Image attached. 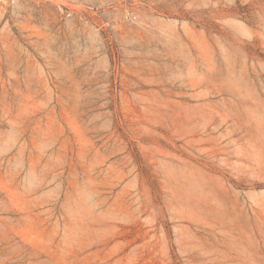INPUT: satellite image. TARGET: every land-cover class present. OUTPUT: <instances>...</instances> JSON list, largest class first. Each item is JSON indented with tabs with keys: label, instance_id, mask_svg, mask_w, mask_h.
Instances as JSON below:
<instances>
[{
	"label": "rangeland",
	"instance_id": "obj_1",
	"mask_svg": "<svg viewBox=\"0 0 264 264\" xmlns=\"http://www.w3.org/2000/svg\"><path fill=\"white\" fill-rule=\"evenodd\" d=\"M0 264H264V0H0Z\"/></svg>",
	"mask_w": 264,
	"mask_h": 264
}]
</instances>
